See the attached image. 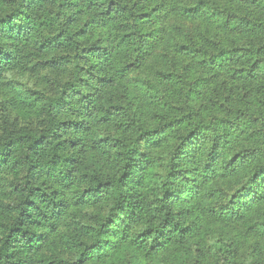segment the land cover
<instances>
[{"label":"trees","instance_id":"1","mask_svg":"<svg viewBox=\"0 0 264 264\" xmlns=\"http://www.w3.org/2000/svg\"><path fill=\"white\" fill-rule=\"evenodd\" d=\"M0 264H264V0H0Z\"/></svg>","mask_w":264,"mask_h":264},{"label":"rangeland","instance_id":"2","mask_svg":"<svg viewBox=\"0 0 264 264\" xmlns=\"http://www.w3.org/2000/svg\"><path fill=\"white\" fill-rule=\"evenodd\" d=\"M205 24L206 23H196L194 24L193 28H199L201 26H204ZM181 25L183 26L184 24L182 23ZM157 63H159L157 59H152L151 62L147 64L146 67L142 71L135 73L134 76L130 78V80L135 81V80H138L139 77L153 76L155 73L156 67H158ZM8 79L12 81L20 82L24 88H35V87L40 86L37 83V81L35 80L32 81L31 78H26V76L18 75L16 73L9 76Z\"/></svg>","mask_w":264,"mask_h":264}]
</instances>
